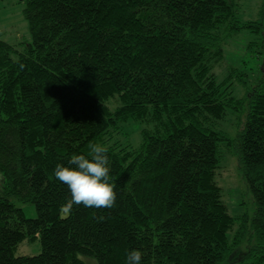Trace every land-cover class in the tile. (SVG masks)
<instances>
[{
	"label": "trees",
	"instance_id": "trees-1",
	"mask_svg": "<svg viewBox=\"0 0 264 264\" xmlns=\"http://www.w3.org/2000/svg\"><path fill=\"white\" fill-rule=\"evenodd\" d=\"M20 1L32 41L0 37V264H126L131 250L141 264H264V86L239 99L214 72L226 37L264 27V0L243 23L234 0ZM245 106L236 137L214 128ZM131 119L145 124L140 143H108ZM89 143L109 149L116 206L61 219L70 192L55 166ZM221 144L256 203L232 240ZM37 238L39 254L15 255Z\"/></svg>",
	"mask_w": 264,
	"mask_h": 264
},
{
	"label": "rangeland",
	"instance_id": "rangeland-1",
	"mask_svg": "<svg viewBox=\"0 0 264 264\" xmlns=\"http://www.w3.org/2000/svg\"><path fill=\"white\" fill-rule=\"evenodd\" d=\"M237 17L241 23L259 21L262 19L260 10L263 0H234ZM264 21V19H263ZM264 26V24H263ZM0 37L23 47L32 41L29 23L24 15V3L20 0H0ZM224 56L215 65L214 72L219 82L227 86L232 96L244 99L249 92L264 86V27L262 29L242 28L231 33L224 40ZM112 105V104H111ZM246 106L233 109L228 108L227 114L214 125L216 130L223 131L229 138L236 137L246 120ZM145 124L131 119L114 131L108 143L137 146L141 141V130ZM220 164L217 170V180L222 187L223 200L230 213L236 218L233 227L228 231L232 240L238 230L242 218H253L256 203L250 188L239 168L238 158L232 148L224 144L220 146ZM3 176L0 172V185ZM18 207L24 210L26 217L37 216L36 207L31 202H21L15 199ZM42 251L39 238L34 241H22L15 250L16 256H33ZM86 264H98L94 257L79 255Z\"/></svg>",
	"mask_w": 264,
	"mask_h": 264
},
{
	"label": "clouds",
	"instance_id": "clouds-1",
	"mask_svg": "<svg viewBox=\"0 0 264 264\" xmlns=\"http://www.w3.org/2000/svg\"><path fill=\"white\" fill-rule=\"evenodd\" d=\"M89 152L73 154L68 160L69 166L56 164L54 177L67 185L70 198L59 207L61 219L71 216L74 206L85 208L112 209L116 206L115 183L110 182L109 149L103 144H88ZM101 220L104 217H100ZM144 253L131 250L126 264H141Z\"/></svg>",
	"mask_w": 264,
	"mask_h": 264
}]
</instances>
